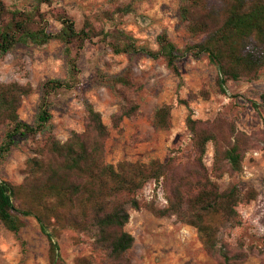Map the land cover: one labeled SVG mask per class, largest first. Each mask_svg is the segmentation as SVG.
Masks as SVG:
<instances>
[{
	"label": "rangeland",
	"instance_id": "1",
	"mask_svg": "<svg viewBox=\"0 0 264 264\" xmlns=\"http://www.w3.org/2000/svg\"><path fill=\"white\" fill-rule=\"evenodd\" d=\"M34 1L7 0V3L30 9ZM183 3L184 0H50L43 3L41 9L53 32L62 26L57 15L67 13L77 27H82L86 20L98 30L119 27L138 43L153 49L158 48L157 36L167 32L183 50L187 44L203 38L188 30L181 14ZM178 65L180 76L168 68L164 58L115 53L105 42L87 41L79 59L80 82L51 97L53 134L65 141L74 131H85L91 104L101 112L109 129L105 144L107 162L117 164L124 159L167 162L173 156L186 162L193 159V134L186 123L188 115L205 122L217 118L233 121L251 138L243 169L212 178L220 190L234 184L243 192L256 190L257 196L240 203L233 220L215 219L219 245H226L233 253H243L245 258L236 264H264V111L255 106L264 93V68L256 79L228 81L226 93H221L216 84L217 67L207 55L182 53ZM67 76L64 44L58 39L44 45L17 44L6 54L0 53V83L17 81L29 83L33 88L23 97L18 109L20 119L28 123L35 121L42 84L51 78ZM117 76L127 77L131 85L114 82ZM131 103L138 105L137 112L115 124L113 116ZM164 104L172 105L168 129L154 124L155 111ZM6 128V124L0 127V144ZM47 137L48 133L44 132L21 138L0 161V176L14 184L24 183L28 175L27 159L44 147ZM207 147L204 163L211 171L213 142ZM138 198L154 201L157 207L166 206L164 178L147 182ZM127 208L130 219L125 229L135 238L126 253L132 264H221L206 251L195 226L179 220L176 215L157 216L145 207L136 210L127 205ZM23 219L26 224L18 233L6 228L0 220V264H51L49 241L37 219L31 215ZM58 242L64 264H81L82 257L92 264H114L108 250L95 244L91 232L64 228L60 230Z\"/></svg>",
	"mask_w": 264,
	"mask_h": 264
},
{
	"label": "trees",
	"instance_id": "2",
	"mask_svg": "<svg viewBox=\"0 0 264 264\" xmlns=\"http://www.w3.org/2000/svg\"><path fill=\"white\" fill-rule=\"evenodd\" d=\"M50 0H35L32 7L10 6L0 0V53L6 54L17 44L44 45L58 39L64 44L68 76L51 78L42 84L38 112L33 123L20 119L18 109L24 96L32 91L31 84L17 81L0 83V127L7 125L0 144V161L5 159L21 138L48 133L44 147L27 159L24 183L14 184L0 176V220L9 230L18 233L26 222L23 217L34 216L49 241L51 264H64L60 254V230L73 228L91 232L95 244L108 250L114 264H132L127 251L134 236L125 229L130 213L127 205L140 210L145 207L157 216L176 215L183 222L195 226L206 251L221 264L242 261L243 253H233L226 245H219L217 217L234 219L236 207L257 196L254 189L243 192L237 185L220 190L212 178L225 172L243 169L250 136L237 128L233 121L217 118L212 122L187 116L186 123L193 134L192 160L183 162L178 156L167 162L158 159L148 163L120 160L117 164L105 159L108 126L100 111L88 105L86 129L74 131L62 141L53 134L52 100L54 93L70 90L80 82L79 59L87 41L105 42L115 53L143 54L154 59L164 58L168 68L180 76L178 59L182 53L205 54L217 67V88L226 93L230 80L256 79L264 68V0H184L182 18L188 30L203 38L189 43L182 50L167 32L157 36L158 48L138 43L124 29H96L90 21L77 27L67 13L57 19L61 29H49L46 13L41 5ZM114 82L127 86L131 81L117 76ZM255 106L264 111V93ZM137 104L123 107L113 116L118 124L124 116H132ZM172 105L157 108L154 124L158 128L171 126ZM214 145L211 171L204 163L208 143ZM164 178L168 204L157 207L154 201L138 198L147 182ZM81 264H92L88 258Z\"/></svg>",
	"mask_w": 264,
	"mask_h": 264
}]
</instances>
